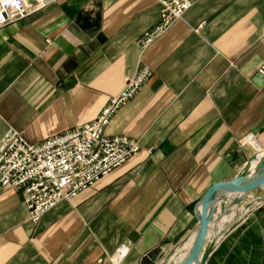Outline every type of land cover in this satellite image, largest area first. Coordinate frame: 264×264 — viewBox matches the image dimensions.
Instances as JSON below:
<instances>
[{"label":"crops","instance_id":"crops-1","mask_svg":"<svg viewBox=\"0 0 264 264\" xmlns=\"http://www.w3.org/2000/svg\"><path fill=\"white\" fill-rule=\"evenodd\" d=\"M192 1L146 50L159 0H62L0 29V141L85 125L139 68L152 73L105 131L138 140L135 157L38 228L20 193H0V264H113L123 245L120 264L168 254L198 225L206 191L264 150V0ZM239 207L243 222L224 225L206 264H264V189Z\"/></svg>","mask_w":264,"mask_h":264},{"label":"built area","instance_id":"built-area-1","mask_svg":"<svg viewBox=\"0 0 264 264\" xmlns=\"http://www.w3.org/2000/svg\"><path fill=\"white\" fill-rule=\"evenodd\" d=\"M62 0H0V29L23 21ZM160 19L140 39L146 50L185 18L192 0H159ZM264 75V66L260 68ZM152 73L141 67L126 79L122 92L110 99L93 121L50 137L41 143L28 142L10 129L0 141V193L13 190L23 196L28 222L38 228L43 217L63 201L80 193L123 166L141 151L140 142L126 136L109 137L105 131L116 113L132 100ZM252 142V139H248ZM123 245L112 257L120 264L128 255Z\"/></svg>","mask_w":264,"mask_h":264},{"label":"water","instance_id":"water-1","mask_svg":"<svg viewBox=\"0 0 264 264\" xmlns=\"http://www.w3.org/2000/svg\"><path fill=\"white\" fill-rule=\"evenodd\" d=\"M260 152H264V150ZM260 152L252 155L232 179L218 182L211 186L196 205L194 216L198 222V233L189 257L181 264H194L196 262L206 264L219 240L218 238L214 243L205 248L214 216L219 210L224 212L230 206H240L248 195L257 190L264 189V156L260 159ZM257 202L260 204L263 200H258ZM253 205L254 203H250L245 207L247 211L245 215L251 210ZM245 215L230 227L229 230L234 229L235 225L237 226L243 222ZM189 237L190 235L168 254L162 250L148 254L143 264H168L176 249L182 246L184 242H187Z\"/></svg>","mask_w":264,"mask_h":264},{"label":"bare ground","instance_id":"bare-ground-1","mask_svg":"<svg viewBox=\"0 0 264 264\" xmlns=\"http://www.w3.org/2000/svg\"><path fill=\"white\" fill-rule=\"evenodd\" d=\"M261 150H259L260 152ZM260 159H262V156H264V152H260ZM255 167V166H254ZM253 169V167H252ZM241 208L238 206H230L228 209H226L224 212L222 210L214 216V220L212 221L208 237H207V243L205 245V248H207L211 243H214L218 238H220V234L223 230V227L226 223L235 224L238 221L239 218V211ZM244 214L247 212L245 208L241 210ZM198 230L197 228L190 234V237L188 238L187 242H184L182 246L178 247L176 251L174 252L173 256L168 261V264H181L189 257L190 252L192 251V247L194 244V241L196 239ZM194 264H200L194 263Z\"/></svg>","mask_w":264,"mask_h":264},{"label":"rangeland","instance_id":"rangeland-1","mask_svg":"<svg viewBox=\"0 0 264 264\" xmlns=\"http://www.w3.org/2000/svg\"><path fill=\"white\" fill-rule=\"evenodd\" d=\"M195 225H196V224H195ZM195 225H194V227H193V229L191 230L190 233H192V232L197 228L198 225H196V226H195ZM110 259H112V257H110ZM124 259H125V258H124ZM122 261H123V260H122ZM122 261H121V262H122Z\"/></svg>","mask_w":264,"mask_h":264}]
</instances>
